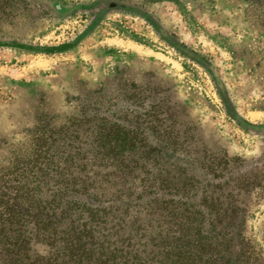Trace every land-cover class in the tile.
I'll return each mask as SVG.
<instances>
[{"label":"rangeland","instance_id":"1","mask_svg":"<svg viewBox=\"0 0 264 264\" xmlns=\"http://www.w3.org/2000/svg\"><path fill=\"white\" fill-rule=\"evenodd\" d=\"M115 1L126 8L98 17L108 0H0V176L18 173L13 156L36 145L39 118L88 126L90 101L134 126L175 120L195 165L185 153L179 160L191 174L229 180L214 190L246 206L244 260L264 264V8L257 0ZM136 101L151 111L134 117Z\"/></svg>","mask_w":264,"mask_h":264},{"label":"trees","instance_id":"2","mask_svg":"<svg viewBox=\"0 0 264 264\" xmlns=\"http://www.w3.org/2000/svg\"><path fill=\"white\" fill-rule=\"evenodd\" d=\"M257 3L264 8V0ZM117 7L126 8L108 0L98 17ZM156 29L163 40L174 39ZM186 49L180 51L204 63ZM102 103L83 105L88 126L70 120L54 128L39 118L30 131L36 145L25 158L13 156L18 173L0 176V264H238L241 258L239 264H247L239 239L248 209L226 203L230 193L223 199L215 192L229 180L208 171L191 174L179 160L185 153L195 165L177 122L134 126ZM139 103L131 111L136 118L151 111L144 106L141 113ZM104 149L112 155L101 154Z\"/></svg>","mask_w":264,"mask_h":264}]
</instances>
